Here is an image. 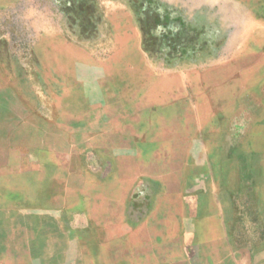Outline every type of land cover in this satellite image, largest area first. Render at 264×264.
<instances>
[{"label":"rangeland","instance_id":"rangeland-1","mask_svg":"<svg viewBox=\"0 0 264 264\" xmlns=\"http://www.w3.org/2000/svg\"><path fill=\"white\" fill-rule=\"evenodd\" d=\"M242 1H0V264H42L62 225L79 228L75 194L107 173L92 150L90 105L76 99L86 66L186 72L232 61L241 48L256 67L251 89L238 93V190L225 243L194 264H264V7H252L264 0ZM128 214L146 218L144 205ZM172 237L169 258L196 255L181 233Z\"/></svg>","mask_w":264,"mask_h":264},{"label":"crops","instance_id":"crops-1","mask_svg":"<svg viewBox=\"0 0 264 264\" xmlns=\"http://www.w3.org/2000/svg\"><path fill=\"white\" fill-rule=\"evenodd\" d=\"M259 3L252 7L263 8ZM233 56L168 74L145 65L86 66L76 99L90 105L92 150L107 173L95 178L94 191L75 194L79 228L62 225L42 264H178L167 250L180 233L184 248L197 250L182 263L194 264L225 243L238 190V93L251 89L248 73L256 67L248 49ZM223 86L229 94L220 96ZM136 204L146 214L138 223L128 214Z\"/></svg>","mask_w":264,"mask_h":264}]
</instances>
